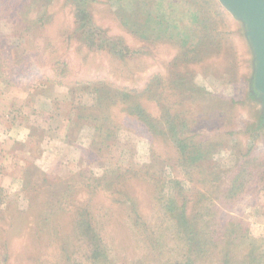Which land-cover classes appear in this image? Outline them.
Listing matches in <instances>:
<instances>
[{"label": "rangeland", "instance_id": "obj_1", "mask_svg": "<svg viewBox=\"0 0 264 264\" xmlns=\"http://www.w3.org/2000/svg\"><path fill=\"white\" fill-rule=\"evenodd\" d=\"M176 1L163 24L169 0L145 23L136 0H85L101 37L127 47L114 57L73 33L75 0H0V264H80L89 231L118 264L145 253L154 264H245L253 244L264 264V123L255 127L262 108L248 96L243 26L217 0H197L183 39L167 40L184 7ZM133 105L187 124L179 136L202 159L176 166L168 127L155 136ZM173 179L176 204L200 227L201 256L170 215Z\"/></svg>", "mask_w": 264, "mask_h": 264}, {"label": "trees", "instance_id": "obj_2", "mask_svg": "<svg viewBox=\"0 0 264 264\" xmlns=\"http://www.w3.org/2000/svg\"><path fill=\"white\" fill-rule=\"evenodd\" d=\"M197 0H185L184 2V7L182 9L179 10V14L180 16L177 17H173V21L171 22V29L168 30V36H167V40H173L176 37H178V40H182L183 36H185V34L187 33V28L186 27H191L188 25L184 24V20H185V14H190L191 9L193 8H197L199 9V11H201L202 6L201 5H197L196 3ZM166 2V0H153L150 1V4H144L143 0H136V4H139L140 7L139 9H145L146 11H149L148 14L144 17V21L143 23L147 22L150 20V16L151 13L154 11H158V8L163 9L164 7V3ZM205 2V1H204ZM212 2V1H211ZM75 14H74V18H75V23H77V27L75 28L74 32L75 35L79 34L80 37L83 36L84 40H85V44L88 48H90L91 50H100V49H107V51L109 50V53H111L114 57H120L122 55H125V53H123V51H126L127 47L122 44V42L120 40L117 41H109L108 40H104V36L101 37V33L102 32L100 27L94 26L91 17L89 16L88 12H86L85 9V0H83V3L80 4L78 2V0H75ZM156 4V7L152 8V6H154ZM187 4V6H186ZM214 4V2H213ZM176 5H177V1L176 0H169L168 4L166 5V7L163 9L162 11V15L160 18H162V22L163 19L166 18V11H168L170 14H173L174 11L176 10ZM197 5V6H196ZM193 6V7H192ZM192 7V8H191ZM157 9V10H156ZM143 11V10H142ZM141 11V12H142ZM138 12V11H137ZM140 12V13H141ZM125 17L123 19L124 25H130L132 27H134V23H133V16L135 15L134 12H124ZM200 15V12H199ZM199 15L197 18V14L195 13L194 19H196L197 21L199 20ZM172 16V15H171ZM153 17H151L152 19ZM168 18L171 19L170 16H168ZM188 18V17H187ZM209 15H206L204 17V19H201V24L203 25V27L206 28L207 31H210L209 29H213V24L209 23L210 19H209ZM199 22V21H198ZM208 22V23H206ZM136 23V22H135ZM164 24V22H163ZM163 24H160V27H165ZM166 29V27H165ZM82 39V38H81ZM185 43V42H184ZM128 50V49H127ZM186 54V52L184 53ZM126 57V55L124 56ZM123 57V58H124ZM250 88L252 89L253 94H251V92L249 91V95L250 98H257L258 96V92L253 88V84L251 83V80L249 79V90ZM115 94L113 95L112 98H114L115 96H117V91H114ZM109 93H107L108 95ZM109 97V96H107ZM127 95H122L120 94V98L121 100H123V98H127ZM111 98V99H112ZM124 101V100H123ZM122 101V102H123ZM134 107V112L136 113V115H138L141 119L145 118V119H149V122L152 127H154V129L152 130V134H154L156 136V132H158V130L162 127V123L165 124L166 127H168V133H170L169 138L171 140V142L173 143L175 149H176V154L179 155V158H177V162L175 165L178 166L179 165V160L182 158L188 161V163L193 164L195 163V161H200L202 159V156H195V153H198L197 148L194 146H190L186 143L183 142V139L180 138L179 134L181 130H183V127H187V124H183V123H179L176 121V118H170V119H166L165 116V112H164V108L162 107V116L161 121L160 119H153L151 118V116L144 110L143 107H137L136 105H133ZM132 106V107H133ZM259 121H257V124L255 125V127L261 126V124L264 123V117L260 116V118H258ZM142 121V120H139ZM144 122V121H142ZM162 122V123H161ZM145 123V122H144ZM181 129V130H178ZM104 131V130H103ZM179 136V137H178ZM151 162V166L152 167L151 171H150V175L151 177H155L154 172H156V170L154 169L156 164L159 163L158 160L154 159ZM176 166H173V169L176 168ZM153 171V173H152ZM158 172V171H157ZM179 181L178 180H168L167 184H166V191H167V196H168V200H167V204H169L168 202H170L171 204L175 205L170 209V215H173V220L177 217L179 220V222H185V224L187 223V225L185 226V228L181 231L183 237H185L187 240H189V242H187L188 246L191 248H195V250L198 252V255L201 256L203 254L202 248L200 244V238L202 237L201 233H198L199 231V225H197V229H195V225L193 224L192 220H189L186 217V210L184 209V207H186L185 202H183L182 204L178 205L176 204V200L178 197V194H176L177 192L173 193V188H177L179 187ZM175 196V197H174ZM173 197H174V202H173ZM170 200V201H169ZM187 203V202H186ZM177 207V208H176ZM197 207V206H196ZM177 209V210H175ZM201 209V206L198 205V209L196 210L197 213H199ZM204 209V208H203ZM195 212V213H196ZM169 216V215H167ZM136 218H138V215H135ZM166 217V216H165ZM188 221V222H187ZM140 224H137L140 226L136 227L139 230V234L142 240L147 239L148 238V234H145L143 232L146 230V226H145V222H143L140 219ZM237 224V223H236ZM234 222L231 223V228L230 231V236H233V232L232 230L235 231H239V226L236 225ZM141 227H143V229H141ZM84 238L86 243H88V245H91L90 248V252L87 250V253L85 255H83L82 260L80 262V264H118L114 258L110 257L109 255H107V253L101 250H98L102 240L101 237L96 235L95 232H91L89 231L88 233L84 234ZM200 237V238H199ZM243 241H246V239H242ZM5 244H6V240H5ZM248 253L250 255V258H247L248 261H245V264H256V247L253 244L249 249H248ZM98 252V253H97ZM248 255V256H249ZM142 259H137V260H141L140 262H138L137 260L133 263L130 264H146V263H150V264H154L156 263V259H155V255L150 256L147 253H145L144 255H142L141 257ZM225 263H228V260H225Z\"/></svg>", "mask_w": 264, "mask_h": 264}, {"label": "water", "instance_id": "obj_3", "mask_svg": "<svg viewBox=\"0 0 264 264\" xmlns=\"http://www.w3.org/2000/svg\"><path fill=\"white\" fill-rule=\"evenodd\" d=\"M232 18L240 22L252 54L251 83L258 92L264 116V0H217ZM251 94H253L250 88Z\"/></svg>", "mask_w": 264, "mask_h": 264}]
</instances>
